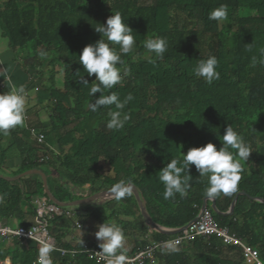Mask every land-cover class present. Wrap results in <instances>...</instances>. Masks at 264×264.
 Returning <instances> with one entry per match:
<instances>
[{
    "label": "trees",
    "instance_id": "trees-1",
    "mask_svg": "<svg viewBox=\"0 0 264 264\" xmlns=\"http://www.w3.org/2000/svg\"><path fill=\"white\" fill-rule=\"evenodd\" d=\"M221 6L227 8V19L210 20L209 13ZM115 12L121 13L133 30L136 43L127 55L119 52L118 45H110L123 60L117 65L123 79L104 94L116 93L121 101L128 94L134 98L122 110L110 105L92 111L90 105L100 93L91 95L97 82L79 64V55L85 46L101 38L106 41L95 28ZM0 29L12 51L31 48L23 67L39 76L40 87L49 97V125L40 129L45 144L34 142L26 153L23 151L18 174L42 171L50 192L61 203L83 198L75 189L93 195L111 190L120 181L129 182L157 225L179 229L200 213L207 199V177L190 166L189 173H182L189 176L187 195L176 194L166 200L159 171L171 159L182 160L190 148L211 142L219 150L230 125L252 153L241 162L237 192L215 199L218 213L208 199V209L221 227L256 249L264 264V0H8L0 7ZM157 37L168 43L163 59L150 55L144 47L147 39ZM209 56L217 58L220 73L211 84L194 73L199 61ZM7 91L5 88L0 93ZM110 111H121L130 119L123 128L110 130L106 127ZM22 131L31 138L30 128ZM2 135L0 165L8 151ZM23 143L18 146L25 150L28 144ZM229 151L235 155L237 150ZM33 176L18 181L0 177V220L11 224L16 219L20 226L29 228L26 216H38L36 201L47 198L41 176ZM241 192L245 195L238 197L233 215H226ZM81 207L82 214L66 210L46 218L50 235L64 250H80L65 241L75 219L80 225L117 224L125 234L126 257L176 236L150 230L133 193L119 201L98 199ZM26 242L2 239L0 264L6 258L13 264H37L40 246ZM179 247L178 253L161 250L155 262L250 264L240 247L226 244L216 235ZM53 264L97 263L78 252Z\"/></svg>",
    "mask_w": 264,
    "mask_h": 264
},
{
    "label": "clouds",
    "instance_id": "clouds-1",
    "mask_svg": "<svg viewBox=\"0 0 264 264\" xmlns=\"http://www.w3.org/2000/svg\"><path fill=\"white\" fill-rule=\"evenodd\" d=\"M227 8L221 6L209 13V19L223 21L227 19ZM95 31L102 34L103 38L94 44L85 46L79 55V64L89 77L95 76L97 82L90 90L91 95L100 93L95 102L90 105L92 111H96L101 106L115 105L116 109H124L133 100L132 94H128L121 101L116 93L105 95V90L112 89L120 84L123 76L118 64H123L121 55L117 54L114 47L118 45L119 52L123 55L132 53L135 46L133 30L124 22L121 13L115 12L107 18L105 24L95 28ZM144 47L151 55L163 59L168 49V43L164 38H150L144 43ZM155 63L154 59L149 60ZM255 63V58L253 60ZM264 63V61H261ZM218 60L215 56H209L206 60H200L194 68L197 77H202L204 81L211 84L220 78V73L216 70ZM124 75H128V70L124 69ZM0 77L9 79L6 71H0ZM87 83V79H83ZM28 92L24 85H13L7 92L0 93V134L7 135L11 129L23 126L25 122V111ZM110 116L106 127L110 130H119L125 126L130 119L128 114L121 115V111H110ZM222 147L211 142L201 147L190 148L183 154V159H171L161 171H159V181L164 186V199L173 198L176 194L184 197L188 193L189 176L182 175L190 166L194 165L201 177H207V186L204 195L207 199H216L220 195L230 196L237 192L238 184L241 180L243 161L249 159L252 153L250 145L230 125L222 135ZM229 148L237 150L234 155ZM238 156V159L236 158ZM111 193L116 200H121L132 195V186L129 182L120 181L116 183ZM3 202V195H0V203ZM96 239L100 242L99 251L106 259L107 264H126L124 253L126 238L123 230L115 223H102L97 225ZM82 247V237L78 241ZM178 240H169L163 243L162 251L167 254L181 251ZM55 250L51 240H41L38 249L37 264H53L51 253ZM257 264H260L257 260Z\"/></svg>",
    "mask_w": 264,
    "mask_h": 264
},
{
    "label": "crops",
    "instance_id": "crops-1",
    "mask_svg": "<svg viewBox=\"0 0 264 264\" xmlns=\"http://www.w3.org/2000/svg\"><path fill=\"white\" fill-rule=\"evenodd\" d=\"M7 1L8 0H0V7L4 6ZM25 49H27V47H23L20 51H12L10 49L8 39L3 36L2 30L0 29V71H6L9 77V79L6 80H4L3 77H0V85H4L8 91L13 85H24L26 87V91L28 92L24 125L11 129L7 135H2L1 138L3 146H5L8 151L6 152L5 162L0 165V177L8 181H18L21 178L28 176L25 175L19 178V176L24 174L25 172L22 174H18V171L23 163V154L27 152L26 150H28L29 147L31 148L34 146V140L31 138V140L26 138L22 129L27 130V128H30L39 130L41 132L40 129L49 125V97L46 92L40 87L41 84L39 81V76L36 73L33 74L32 72L26 71L22 67V63L19 62L22 60V51ZM5 88L0 89V91L5 90ZM23 142H26L28 144L25 150L20 149V147L18 146V144L20 146H22V144H25ZM33 175L34 174H32V177H34ZM87 194L88 193H83V197H86ZM62 213H64V211L60 209L59 214L57 215H61ZM65 213H70L71 216V212ZM0 221L8 224L12 228L18 227L21 224V222L16 219L12 221L11 224L6 222V220ZM25 222L27 225H29V227H31L38 222V216L35 217L27 215L25 218ZM73 225L74 227L69 231V234L65 238V241L67 243H70L73 246H77L80 249H83L87 245H99L100 242L94 239L93 234H90V232H84L83 228L86 225H80L77 219L74 220ZM50 236L54 240V243L57 248H60V246L56 242L54 235ZM81 237L83 240L82 247L78 242ZM26 241L30 245L34 244L31 241ZM51 255L54 258V263L58 262L61 257L59 252L56 250L53 251ZM5 260H9L10 263L13 264L9 258H6ZM153 264L160 263L154 262Z\"/></svg>",
    "mask_w": 264,
    "mask_h": 264
},
{
    "label": "built area",
    "instance_id": "built-area-1",
    "mask_svg": "<svg viewBox=\"0 0 264 264\" xmlns=\"http://www.w3.org/2000/svg\"><path fill=\"white\" fill-rule=\"evenodd\" d=\"M3 88H5V86L0 85V89ZM30 137L39 146H43L45 144L43 143L45 141V136L39 130L30 129ZM53 151L55 150L53 149ZM36 204L38 206V222L29 228L24 226L12 228L8 224L0 221V241L2 239L20 238L33 241L40 246L41 240H51L55 250L59 252L61 257H64L67 254L75 255L76 253L80 252L84 253L88 259L95 261L97 264H107L106 259L99 252L101 249H98L94 245H87L83 249L73 251L57 248L48 231V223L46 218H52L54 215L59 214L60 207L50 203L47 198L37 200ZM67 215L70 216V213H67ZM213 235L220 237L226 244L240 247L244 258L248 263L257 264V260H259L260 264H262L259 258V252L256 249L246 245L241 238H239L235 233H232L228 228L221 227L215 221L212 212L208 208L202 211L200 217L186 230L170 240H178L180 242L178 246H181L184 243H190L194 241L196 238L210 237ZM166 241L169 240L151 243L145 249L137 252L135 255L126 257V264H153L157 254L162 250L163 243ZM52 261L54 263L53 257ZM1 264L11 263L9 260H5L2 261Z\"/></svg>",
    "mask_w": 264,
    "mask_h": 264
},
{
    "label": "water",
    "instance_id": "water-1",
    "mask_svg": "<svg viewBox=\"0 0 264 264\" xmlns=\"http://www.w3.org/2000/svg\"><path fill=\"white\" fill-rule=\"evenodd\" d=\"M32 174H37V175H40L42 180H43V185H44V188H45V193L47 195V199L50 200L53 204L57 205L58 207L60 208H63V207H75V206H81V205H85V204H88V203H91L95 200H98V199H106V200H111L114 198V196L112 195L111 193V190H108V191H104L101 192V193H98V194H93L91 195V192H88L87 196L86 197H83L79 200H75L71 203H61L59 202L58 200H56L54 198V196L52 195V193L50 192L49 188H48V182H47V177L46 175L40 171V170H30L28 172H25L24 174L20 175L19 178L25 176V175H32ZM132 193L134 194L137 202H138V205L140 207V212H141V216L145 222V224L149 227L150 230H154V231H158V232H161V233H164V234H167V235H178L180 233H182L184 230H186L192 223H194L201 215L202 211H204L205 209L208 208V199H206L204 201V204L203 206L201 207V211L200 213L198 214V216L193 220L191 221L189 224H187L186 226L182 227V228H179V229H168V228H163L159 225H157L153 220L152 218L150 217V215L147 213L146 211V208L145 206L143 205V202L142 200L140 199L139 197V193H138V190L132 185ZM77 194H80V195H83L84 192H82V190H77L75 189L74 190ZM240 195H245L244 192H241V193H238L233 202H232V206H231V209L230 211L226 214V215H233L234 213V209H235V205H236V202L238 200V197ZM212 204H211V208L216 212L218 213L217 209H216V200H212Z\"/></svg>",
    "mask_w": 264,
    "mask_h": 264
},
{
    "label": "rangeland",
    "instance_id": "rangeland-1",
    "mask_svg": "<svg viewBox=\"0 0 264 264\" xmlns=\"http://www.w3.org/2000/svg\"><path fill=\"white\" fill-rule=\"evenodd\" d=\"M29 49V50H28ZM30 52H32V50H31V48L30 47H28L27 46V49H25V50H23L22 51V56H21V58H22V60L21 61H19V62H21L22 63V67L24 66V62H25V57L27 56V57H29V55L31 54ZM23 58H24V60H23ZM31 58L33 59L34 57L33 56H31ZM26 63V62H25ZM24 68V67H23ZM58 82H59V85H61V76H58ZM47 104V103H46ZM48 106H49V104H48ZM59 183V182H58ZM62 184V183H61ZM79 200V199H78ZM60 209H62L63 211H66V210H74V212L76 213V214H82V211H83V207H81V206H77V207H63V208H60ZM75 218H77V216L75 217ZM97 225H98V223H96V222H92V223H90V224H87L83 229H84V232L86 233V232H90V234H93V236H94V239H96V236H95V233H96V231H98V228H97ZM97 240V239H96Z\"/></svg>",
    "mask_w": 264,
    "mask_h": 264
}]
</instances>
